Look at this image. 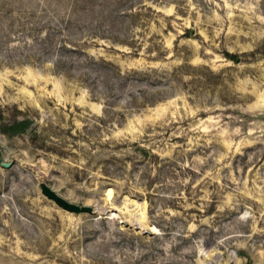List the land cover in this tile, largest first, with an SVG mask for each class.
Returning <instances> with one entry per match:
<instances>
[{
	"label": "rangeland",
	"instance_id": "374dc122",
	"mask_svg": "<svg viewBox=\"0 0 264 264\" xmlns=\"http://www.w3.org/2000/svg\"><path fill=\"white\" fill-rule=\"evenodd\" d=\"M0 151V264H264V0H0Z\"/></svg>",
	"mask_w": 264,
	"mask_h": 264
},
{
	"label": "water",
	"instance_id": "95a60500",
	"mask_svg": "<svg viewBox=\"0 0 264 264\" xmlns=\"http://www.w3.org/2000/svg\"><path fill=\"white\" fill-rule=\"evenodd\" d=\"M0 166L5 169H10L12 167V164L6 163L3 160L1 151H0ZM40 189L44 196L52 200L56 205H58L63 210H66L70 213H75V214H94L96 213V209L94 207L87 206V205H77L72 202H69L62 196L58 195L50 186H48L45 183L40 184Z\"/></svg>",
	"mask_w": 264,
	"mask_h": 264
}]
</instances>
